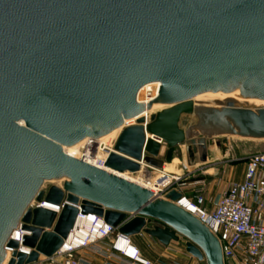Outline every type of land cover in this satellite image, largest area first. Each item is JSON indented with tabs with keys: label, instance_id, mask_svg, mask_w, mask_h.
Segmentation results:
<instances>
[{
	"label": "water",
	"instance_id": "obj_1",
	"mask_svg": "<svg viewBox=\"0 0 264 264\" xmlns=\"http://www.w3.org/2000/svg\"><path fill=\"white\" fill-rule=\"evenodd\" d=\"M153 82L158 96L139 103ZM164 104L175 106L145 126L140 115ZM183 113L197 118L185 131ZM138 116L109 170L64 150ZM219 135L264 139V0H0V264L6 246L8 264L52 257L80 213L166 246L186 238L190 255L225 264L218 238L175 204L181 192L156 197L116 174L161 165L159 140L185 141L189 162L204 163ZM59 178L62 187L43 189ZM34 199L63 208H29ZM20 221L29 255L10 239Z\"/></svg>",
	"mask_w": 264,
	"mask_h": 264
},
{
	"label": "built area",
	"instance_id": "obj_2",
	"mask_svg": "<svg viewBox=\"0 0 264 264\" xmlns=\"http://www.w3.org/2000/svg\"><path fill=\"white\" fill-rule=\"evenodd\" d=\"M159 88L158 82L143 86L137 95L138 102L155 99ZM134 118L138 119L139 116ZM147 120L146 117V122ZM116 140L117 138L112 139L103 149L107 151L104 156L95 159L93 163L84 155L80 159L97 168L109 170L105 163ZM159 142L163 143L162 140ZM140 164L139 172H127L131 181L150 189L156 197L164 198L172 189L181 192L182 198L175 204L196 216L218 238L225 264H264V152L250 155L245 163L243 178L228 183L215 197L208 192L206 179L192 178L195 170L191 169L193 163L189 161L183 164L184 170L181 173L161 168L155 176L153 171L145 168L150 167L144 161ZM49 187L44 183L43 189L47 190ZM38 207L60 213L63 204L39 203L34 199L29 205V208ZM82 223L85 226H81ZM24 224L19 222L10 239L19 243V252L29 255L32 249L25 247L23 240L31 233L24 229ZM179 242L184 245L186 239L181 238ZM5 249L4 263L8 264L15 249L8 246ZM90 254L101 258V264H157L142 253L131 236L120 233L117 228L106 223L103 217L93 213H80L63 246L52 257L40 256L34 264H94ZM169 264L190 263L172 260Z\"/></svg>",
	"mask_w": 264,
	"mask_h": 264
},
{
	"label": "rangeland",
	"instance_id": "obj_3",
	"mask_svg": "<svg viewBox=\"0 0 264 264\" xmlns=\"http://www.w3.org/2000/svg\"><path fill=\"white\" fill-rule=\"evenodd\" d=\"M213 105L215 104H211L210 106ZM152 115L154 114H150L148 117V123L146 125L147 127L154 122ZM196 122L197 118L194 114L183 113L180 117L178 125L180 130L185 131ZM148 133L150 134L151 132L148 131ZM201 135L202 134H198L197 136ZM111 140L112 139H110V141ZM110 141L108 142L110 143ZM162 146L165 148V151L156 158V160L162 162L161 165L155 166L144 161V163L150 167L145 168L148 169V171H153V176L157 175V170H161V168H164L168 171L181 173L182 170L180 169V159H187L189 161V152L186 142L178 141L174 143L172 147H168V143L163 141ZM76 147L77 146H72L71 148L74 150V148L77 149ZM257 152H264V139L246 138L237 135L214 136L213 143L208 148V161L204 163H197L202 167L201 169H197L195 171L194 175H192L194 177L192 178L206 179L208 192L217 193L221 191L226 185H228V183L240 181L243 178L247 158ZM78 153L80 154H76L80 158L84 155L82 152ZM174 159H178L176 163L178 165L170 166V163H173ZM131 177L134 178L133 176ZM65 180V178H59L52 181H46L45 186H63ZM138 240L142 241L141 237L138 238ZM178 248L183 254L186 253V247L185 244L183 245V242L178 245ZM145 249L146 252H148L146 253V256L148 257L151 256L149 253H153L154 255L162 253H160L161 247H156L146 242ZM200 264L207 263L206 261H201Z\"/></svg>",
	"mask_w": 264,
	"mask_h": 264
},
{
	"label": "bare ground",
	"instance_id": "obj_4",
	"mask_svg": "<svg viewBox=\"0 0 264 264\" xmlns=\"http://www.w3.org/2000/svg\"><path fill=\"white\" fill-rule=\"evenodd\" d=\"M153 98H150L148 99V101H151ZM147 101V102H148ZM190 102H193L194 104H201V105H206V106H210L211 104H208V103H196L195 102V99H192ZM175 105H167V104H164V105H153L150 109L148 110H145L144 113L141 115L143 117H149L150 114H158V113H163V112H166L168 110H171L172 108H174ZM136 118H131L130 120H127V123L125 126H121L117 129H114L113 131H111L110 133H108L107 135L101 137L100 139H97V138H93V137H86L84 138L83 140H81L80 142H78L77 144L73 145V146H77L74 150L73 148L71 147H64V150L66 153H68L69 155L71 156H74L76 158H79L80 157L77 155V154H80L78 152H82L86 159L87 160H90L92 163L95 159H99V158H102L104 156V153H106V149L104 152H101L103 151L104 148H106V146L109 145V142L110 139H113V138H118L120 132L125 128V127H128L129 125H132L135 124L136 122ZM148 123V120L145 124V126L147 125ZM151 137V135L149 136ZM163 150V148H162ZM76 152V153H74ZM178 161V159H174L172 165H178L176 164ZM86 162V161H85ZM171 166V165H170ZM176 167V166H175ZM170 169V168H169ZM119 176L131 181L132 179L129 178L128 176V173H118ZM80 225V221L78 222V226ZM81 226H85L83 223ZM5 264V263H3Z\"/></svg>",
	"mask_w": 264,
	"mask_h": 264
},
{
	"label": "crops",
	"instance_id": "obj_5",
	"mask_svg": "<svg viewBox=\"0 0 264 264\" xmlns=\"http://www.w3.org/2000/svg\"><path fill=\"white\" fill-rule=\"evenodd\" d=\"M163 150H161L160 154L164 153L165 148L162 146ZM187 159H180V169L184 170V166L183 164L185 162H187ZM190 161V160H189ZM198 162H200L198 155L196 156V161L195 163L191 164V169L193 170H197V169H201L202 166H200L199 164H197ZM202 163V162H200ZM170 165H172V163H170ZM177 168V167H176ZM179 169V167H178ZM171 172H175V171H171ZM178 173V172H176ZM210 195L212 197H215L217 193H213V192H209ZM142 239V241H139L138 238ZM133 241L135 242V244L141 249L142 253L146 256V249H145V242L148 244H151L153 246L156 247H161L160 249V253L161 254H157L154 255L153 253H149V255L151 256H146L147 258L151 259L152 261L156 262L157 264H169L172 260H180V261H184V262H188L190 264H200L201 261H199L198 259H196L195 257L191 256L187 251L186 253H182L179 251L178 245L181 242H172L170 245L166 246L163 245L162 243H160L157 239L151 237L150 235H148L147 233H141L139 235L133 236ZM175 255H179V256H175ZM89 257H91L93 259L94 264H101L102 263V259L101 258H97L93 255H89Z\"/></svg>",
	"mask_w": 264,
	"mask_h": 264
}]
</instances>
